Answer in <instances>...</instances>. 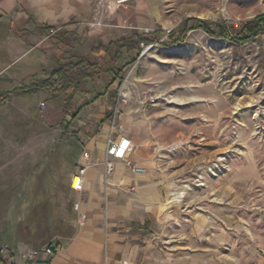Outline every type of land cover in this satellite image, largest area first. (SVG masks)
Returning <instances> with one entry per match:
<instances>
[{
	"label": "rangeland",
	"instance_id": "obj_1",
	"mask_svg": "<svg viewBox=\"0 0 264 264\" xmlns=\"http://www.w3.org/2000/svg\"><path fill=\"white\" fill-rule=\"evenodd\" d=\"M124 9L141 17L137 32H165L142 46L112 92L116 104L124 82L131 94L120 105L124 127L142 121V138L157 143L146 174L168 188L157 216L136 229L142 243L176 251V264H264V31L246 41L243 29L264 16V0H131ZM191 17L214 35L193 28L172 45L167 33ZM26 96L32 105L41 94ZM145 96L154 102L143 103ZM20 125L7 131L64 135L58 127ZM66 135L78 131L66 128Z\"/></svg>",
	"mask_w": 264,
	"mask_h": 264
},
{
	"label": "crops",
	"instance_id": "obj_2",
	"mask_svg": "<svg viewBox=\"0 0 264 264\" xmlns=\"http://www.w3.org/2000/svg\"><path fill=\"white\" fill-rule=\"evenodd\" d=\"M107 1L109 6L114 0ZM129 2L107 9L104 21L111 26L92 28L88 23L96 17V0H0V248L6 245L19 257L22 250L58 247L54 257L39 256L32 264H176V251H158L150 239L142 243L136 231L146 217L157 216L168 188L157 183L155 174L133 175L121 160L113 159L114 169L105 175L110 135L130 140V158L140 166L156 160L157 143L142 138V121L134 122V130L124 127L120 105L126 104L117 106L112 97L118 79L88 78L74 93L69 110L78 114L64 125L77 136L66 135L61 125L70 91L64 95L57 85L45 83L61 65L94 63L95 48L142 33L135 28L141 17L124 9ZM32 92L41 97L30 105L25 98ZM116 106L121 129L112 130L105 113ZM22 123L40 130L58 127L64 135L7 131ZM81 166L86 167L83 190L76 192L70 181ZM160 211L165 212L164 205Z\"/></svg>",
	"mask_w": 264,
	"mask_h": 264
},
{
	"label": "trees",
	"instance_id": "obj_3",
	"mask_svg": "<svg viewBox=\"0 0 264 264\" xmlns=\"http://www.w3.org/2000/svg\"><path fill=\"white\" fill-rule=\"evenodd\" d=\"M192 23L193 25H190ZM215 27H222L220 23H215ZM200 28L210 31V27L205 21L198 18H186L177 27L167 33L171 44L175 45L182 42L186 32L189 29ZM247 33L246 41L255 37L260 31H264V16L260 15L253 20L247 22L243 28ZM214 35V32H211ZM227 32L221 31L219 34L223 37L227 36ZM165 34L164 31L156 30L153 32H142L140 34H128L117 40L111 41L108 44L100 45L93 50L96 55L94 63L81 61L73 64L68 63L61 65L54 70L51 80H47V85H57L62 94L70 91V95L65 97L66 107L64 109V118L61 121L62 127L67 128L64 122H71L78 113H71L69 110V102H71L73 95L76 91L80 90L86 79H93L99 75L107 74L114 81L122 79V73L125 66L134 63L139 57L143 45H152L158 42L161 35ZM103 53V56L100 54ZM69 119V121H68Z\"/></svg>",
	"mask_w": 264,
	"mask_h": 264
},
{
	"label": "built area",
	"instance_id": "obj_4",
	"mask_svg": "<svg viewBox=\"0 0 264 264\" xmlns=\"http://www.w3.org/2000/svg\"><path fill=\"white\" fill-rule=\"evenodd\" d=\"M98 4L96 17L94 20L88 23V25L92 28H103L107 26H111L110 24L104 21V17L106 16L107 9L111 6L114 10H119L126 3L131 0H114L111 5L108 6L107 0H96ZM56 30H50L49 34H53ZM148 33V32H145ZM131 97L130 92L126 89L124 82H122L117 88V99L116 105L119 104H127ZM143 103L152 104L153 98L151 96H145L143 98ZM42 108L45 106L42 104ZM117 106L113 109L111 113V129L113 130L116 126L118 129H121L120 125H117V120L120 116V111ZM133 146L130 140L126 137H113L109 136L107 139V147H106V159L104 160L105 166V175L110 174L114 169L113 159L121 160L125 167L133 174L142 176L147 173L146 168L140 166L138 163L134 162L130 158V154L132 152ZM84 159L88 158L87 154L83 155ZM85 166H81L78 169V172L71 177L70 186L76 192H82L83 190V176L85 172ZM77 178V181L74 182V179ZM74 209L79 208V202H75L73 204ZM84 216H82L83 218ZM58 247L52 244H46L37 249H26L20 252L19 257L13 256L7 250L6 245H3L0 248V263L2 264H32L39 256H43L46 258H52L58 253ZM22 259V263L19 259ZM107 258V254H105V259ZM122 264H127L125 261Z\"/></svg>",
	"mask_w": 264,
	"mask_h": 264
},
{
	"label": "bare ground",
	"instance_id": "obj_5",
	"mask_svg": "<svg viewBox=\"0 0 264 264\" xmlns=\"http://www.w3.org/2000/svg\"><path fill=\"white\" fill-rule=\"evenodd\" d=\"M76 181H77V178L74 179V182H76ZM174 198H175V197H174Z\"/></svg>",
	"mask_w": 264,
	"mask_h": 264
}]
</instances>
